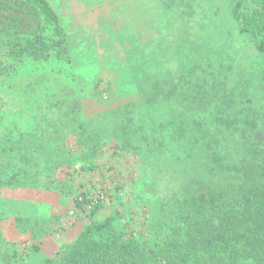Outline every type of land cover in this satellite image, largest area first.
<instances>
[{
  "label": "rangeland",
  "instance_id": "1",
  "mask_svg": "<svg viewBox=\"0 0 264 264\" xmlns=\"http://www.w3.org/2000/svg\"><path fill=\"white\" fill-rule=\"evenodd\" d=\"M49 2L72 61L0 62V264H43L96 206L146 232L264 147V53L237 0Z\"/></svg>",
  "mask_w": 264,
  "mask_h": 264
},
{
  "label": "trees",
  "instance_id": "2",
  "mask_svg": "<svg viewBox=\"0 0 264 264\" xmlns=\"http://www.w3.org/2000/svg\"><path fill=\"white\" fill-rule=\"evenodd\" d=\"M233 14L241 32L252 36L256 49L264 53V0H237ZM69 48L49 0H0V62H71ZM241 129L244 139L248 132ZM254 142L243 147L247 154H239L238 163L220 165L228 177L201 186L199 194L179 198L146 232L118 230L117 216L98 218L96 206L75 241L43 264H264V147ZM90 202L84 193L75 206L86 213Z\"/></svg>",
  "mask_w": 264,
  "mask_h": 264
},
{
  "label": "built area",
  "instance_id": "3",
  "mask_svg": "<svg viewBox=\"0 0 264 264\" xmlns=\"http://www.w3.org/2000/svg\"><path fill=\"white\" fill-rule=\"evenodd\" d=\"M103 199V198H102ZM71 214H74V211H71Z\"/></svg>",
  "mask_w": 264,
  "mask_h": 264
}]
</instances>
